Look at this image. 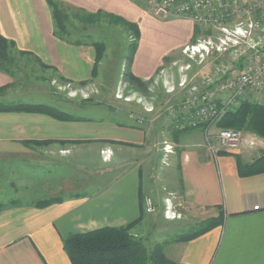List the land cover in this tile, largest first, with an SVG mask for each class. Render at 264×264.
<instances>
[{"label":"crops","instance_id":"0c3cea01","mask_svg":"<svg viewBox=\"0 0 264 264\" xmlns=\"http://www.w3.org/2000/svg\"><path fill=\"white\" fill-rule=\"evenodd\" d=\"M65 1L137 24L139 38L130 66L135 76L144 60L159 63L202 34V27L184 16L158 17L132 0H105L93 9L86 0ZM52 32L46 0H0V33L13 40L17 49L61 71L66 57L72 64L62 72L77 77L73 69L90 65V57L83 52L85 45L69 44ZM6 78L0 72V85ZM101 120H60L39 113L0 111V192L9 187L7 193L23 195L0 198L4 204L0 209V264H71L62 238L102 226L125 225L139 216L140 203L145 208L147 197L155 210H145L132 233L148 247L162 243L168 258L185 264H264V172L239 176L234 156L245 161L258 157L260 144L264 150L263 138L243 132L246 142L241 150L219 149L213 155L200 144L204 128L198 126L173 132L169 144L174 146L166 154L165 141L156 136L153 125L144 128ZM253 137L256 144L250 145ZM43 139L52 142L26 143ZM101 150L109 155L103 157ZM94 175L109 179L85 193L82 190ZM52 196L63 198L44 207L34 205ZM166 208L179 216L167 218ZM218 215L220 225L187 241H171L180 234L173 229L153 239L141 226H154L158 219L170 226L188 217V225L195 227Z\"/></svg>","mask_w":264,"mask_h":264},{"label":"rangeland","instance_id":"374dc122","mask_svg":"<svg viewBox=\"0 0 264 264\" xmlns=\"http://www.w3.org/2000/svg\"><path fill=\"white\" fill-rule=\"evenodd\" d=\"M86 1L92 9L104 2L106 3L105 0ZM151 1L156 0H145L142 1V4L137 5L149 11V2ZM63 2L68 3L65 0H63ZM165 17L166 16H163V18ZM74 25L77 30L73 32L72 38L80 39V35H82L81 37L88 42L85 44L83 52L86 56L90 57V65H86L85 63H83V65L80 64V66H77L78 70L76 72L73 69V74L76 73L77 75L78 73L77 77H71L62 72H65L66 69H70V65L72 64L71 61L66 60V57L62 60L63 64H65V70L61 71L54 65L43 62L35 54H30V52L17 49L16 47L9 49L10 55L14 57V71L13 74H9L0 70V72L7 77L6 82L0 85L1 102L24 101L41 103L66 112L73 117H81L72 120L99 121L102 119L106 121L107 119L116 123L122 122L142 126L144 128L153 125L155 127L156 136L160 141H165L162 146L170 143L174 136L173 132L176 130L188 131L193 129L192 127H186L184 129L176 127L177 117L185 113V110L183 109L184 111H182L179 105L186 97V88L188 87V85L186 88L177 85L183 75L182 72L179 71L178 66L188 63L186 57L181 54L180 49L173 54H168L167 57L160 60L159 63H152L153 61H150L151 59H149L150 63L144 60L141 66L142 70L139 71L137 75V77L140 78V82L135 83L127 79L125 74L127 68V54L130 46L129 43L132 42L134 38L131 33L128 34L125 29L118 24L108 23L104 20L86 25L84 28H81L84 24L77 20L74 21ZM201 32L202 35H205L209 30L202 26ZM52 35L55 37L53 32ZM195 39L196 38H194V40ZM93 41H100L105 44V52L98 63L95 75L92 74L95 55V50L91 45ZM19 51H24L25 53L21 54ZM64 52L67 51H62L63 55ZM174 62L176 63L174 64ZM214 62V59H209L199 65L191 61L190 67L183 71V73L187 74L189 77L188 84L201 82L202 76L205 72L209 71ZM43 63L50 67H43ZM147 64L150 65L147 66ZM53 68H56L57 71ZM161 69L165 71L161 72ZM60 76L66 79H62ZM80 81L84 82L79 83ZM245 99L264 104V99L259 95H251ZM25 113L48 115L40 112ZM49 116L56 118L52 115ZM56 119L68 120L61 118ZM210 130L216 131V126L213 125ZM243 132L244 131H242V133ZM203 139H199L200 144H204ZM29 141H31V144H36L35 142H42L37 144H48L52 142L51 139ZM261 146L260 144L258 150L262 153L264 150ZM100 153L103 157L109 155L107 150H101ZM160 165L163 169H167L163 164ZM160 165L156 168L158 172L160 171ZM81 177L82 174H80V177L77 179L80 181ZM108 179L109 177H107V175L103 177L94 175L90 178V185L84 187L82 191L88 194L92 193ZM80 186L82 185L80 184ZM9 189V187H6L5 193L0 192L1 199L23 197V195H19V192L16 194L13 192L7 193ZM148 216L151 217L155 215ZM190 222L191 219L186 217L174 223V225L169 226L163 224L162 219H158L154 226H147L145 223L141 226L149 230L148 233L151 234L153 239H160L164 235L163 230L173 229L180 234L191 231L194 225H188ZM165 239H168L167 235Z\"/></svg>","mask_w":264,"mask_h":264},{"label":"built area","instance_id":"2783aa9c","mask_svg":"<svg viewBox=\"0 0 264 264\" xmlns=\"http://www.w3.org/2000/svg\"><path fill=\"white\" fill-rule=\"evenodd\" d=\"M149 5L155 16H184L209 30L180 49L188 63L178 66L183 75L177 85L188 87L179 105L185 113L177 117L176 127L203 125L204 144L213 155L219 149H238L246 142L242 131L215 124L225 112L236 109L242 99L251 95L264 99V0H156ZM209 59L215 62L201 82L188 84L189 77L183 71L191 61L201 65ZM213 125L216 131L210 130ZM248 143L256 144L255 137ZM172 148L170 144L163 146L166 154ZM145 210H155L149 197L145 199ZM165 215L175 218L179 213L166 208Z\"/></svg>","mask_w":264,"mask_h":264},{"label":"trees","instance_id":"16d2710c","mask_svg":"<svg viewBox=\"0 0 264 264\" xmlns=\"http://www.w3.org/2000/svg\"><path fill=\"white\" fill-rule=\"evenodd\" d=\"M136 4H142L145 0H132ZM50 9L53 33L55 37L64 40L69 44L85 45L86 40L80 35V39L72 38L73 32L77 30L74 21L82 22L86 25L94 24L97 21H106L118 24L125 29L128 34L133 35V41L129 43L127 54V68L125 71L127 79L135 83L140 82V78L135 76L130 70L139 38V29L135 22L128 21L123 17L102 10L88 12L82 8L74 7L63 0H46ZM84 39V40H83ZM95 50L92 74H96L98 63L105 52V44L100 41L91 42ZM15 47L13 40L6 38L0 33V70L13 74L14 57L10 55L9 49ZM21 54L24 51H19ZM43 67H50L43 63ZM57 71L56 68H53ZM62 79H66L60 76ZM67 81V80H66ZM80 81L79 83H83ZM0 111H25L40 112L52 115L61 119H79L81 117L72 116L66 112L58 110L52 106L41 103H30L24 101L1 102ZM217 127H229L244 132H252L264 139V104L248 99L241 100L239 106L234 110H229L219 117ZM199 127H203L200 125ZM31 141L27 140L26 143ZM42 143V142H35ZM224 154V151H220ZM236 169L239 176H251L264 172V152L251 161H245L240 155L234 154ZM62 196H52L39 199L34 202L36 207H44L49 204L60 202ZM0 203V209L3 207ZM145 208L140 203L139 216L133 221L120 226H102L82 232H73L62 238L63 249L66 252L71 264H185L168 258L163 250V244L157 243L148 247L145 241L132 233V228L141 220ZM222 223L221 215L209 217L199 222L191 231L184 232L173 238L171 241H187L197 237Z\"/></svg>","mask_w":264,"mask_h":264}]
</instances>
